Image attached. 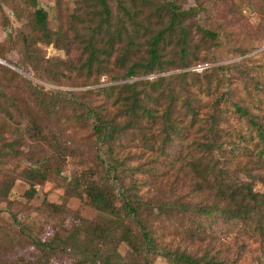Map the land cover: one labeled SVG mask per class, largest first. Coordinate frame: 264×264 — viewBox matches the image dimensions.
<instances>
[{
  "label": "rangeland",
  "instance_id": "rangeland-1",
  "mask_svg": "<svg viewBox=\"0 0 264 264\" xmlns=\"http://www.w3.org/2000/svg\"><path fill=\"white\" fill-rule=\"evenodd\" d=\"M169 1L173 0H108L113 12L110 31L116 42L111 48L110 31L99 25L97 42L106 50L99 52L89 70L86 35L96 22L89 18L90 28H84L76 13L91 2L0 0V150L10 149L7 142L22 133L34 131L35 122L47 138L36 140L28 133L24 144L27 152L41 156L46 178L30 176L31 160L26 157L7 154L0 162V264H73L83 256L81 251L97 247L93 227L104 216L86 193L81 197L76 191L101 175L111 176L113 182L115 177L100 165L102 152L92 118L77 116L88 105L106 101L98 87L161 76L167 77L163 83L167 90L180 89L182 97L196 99L201 117L190 128V115L182 108L181 121L188 127L171 140L165 139V120H160L153 149L138 142L128 146L127 137L119 155L130 157L128 169L114 172L125 186L132 185L142 198L154 202L153 209L142 210L160 250L147 251L133 220L126 227L110 228L101 255L112 256L119 264H147V257L156 264H188L178 256L181 253L213 264H264V206L239 217L224 213L217 208L223 207L216 183L220 169L211 173L201 169L205 162H216L217 168L232 169L233 178L254 179V188L264 192V181L259 180L260 175L264 179V141L233 105L238 101L264 123V0H174L182 9H192L185 19L187 54L182 53L180 26L162 41L156 65L163 69L147 73L141 67L129 77V65L150 57L151 35L170 19ZM123 3L135 12V20L129 19ZM41 6L48 11L54 41L35 20ZM183 60L191 64L182 66ZM185 71L188 81L198 85L191 91L183 88ZM208 78H214L211 90L206 86ZM37 91L47 93L43 98L51 113L41 105ZM60 98L66 102L59 104ZM209 141L211 150L205 146ZM56 142L60 151L67 150L64 158L57 153ZM247 170L254 176H248ZM117 181L120 186L122 181ZM202 206L214 211L198 210ZM75 231L78 235L73 238ZM128 235L131 242L125 238ZM39 240L51 241L55 249L38 245Z\"/></svg>",
  "mask_w": 264,
  "mask_h": 264
},
{
  "label": "trees",
  "instance_id": "trees-1",
  "mask_svg": "<svg viewBox=\"0 0 264 264\" xmlns=\"http://www.w3.org/2000/svg\"><path fill=\"white\" fill-rule=\"evenodd\" d=\"M86 1L88 3L91 2L92 5L81 6L77 10L76 15L81 22L85 24L84 28H90L91 24L88 22L89 18L90 21L94 20V22H96L86 35L87 43L85 45L90 51V55L86 59L87 66L89 67V70H92L99 57V52L106 50L104 46H100L97 42V35L99 33L98 27L106 25V28L110 31L113 12L108 0ZM98 3L102 5L101 8L98 7ZM168 5V9L171 13L170 19L164 27L151 35L150 57L146 61H134L129 65L127 68V75L129 77L137 75L141 67H145L147 73L163 69L160 67L158 69V66L156 65L160 61L161 49H163L164 45L162 41L166 38L169 31H173L180 26L181 31L184 33L181 40V43H184L182 53L187 54L189 31H187L185 19L188 17L192 9L184 10L182 9L183 7L178 5L174 0L169 1ZM123 7L129 19L135 20L137 17L135 12L128 8L124 3ZM47 18V9L42 6L38 7L35 11V20L38 26L50 37V40L54 41L51 37L50 29L48 28ZM202 29H204L206 34L216 36V33L213 30L209 28ZM115 42L116 39L114 34L110 31L108 44L111 48L114 47ZM131 42H133V39H131ZM99 64H101V62H99ZM189 64H191V62L187 60H183L182 62V66H187ZM202 70L204 71L206 68H203ZM97 73L101 74L102 71L98 70ZM182 77L185 81L183 87L185 91H191L194 86H198L196 82L188 81V71L183 72ZM166 78L167 77L161 76L158 79H139L98 87V91H103L106 94V101L95 106L88 105L86 110H83V112L77 116L81 120L92 118L93 134L95 135L96 142L99 144L98 150H101L102 152L101 155H99L101 162L100 165H102V169H106L110 175L115 177V181H112L111 176L104 177L101 175L99 179L94 178L86 183L83 191H76L81 197H84V193H86L90 198L89 202L95 206L104 217L101 224L93 227L94 241H96L97 247H94L93 250L88 249L81 251L83 256L73 264H119V262L111 260L112 256L101 255V243L107 241L112 226H125L124 224L133 220L137 222L141 229L143 242L147 251L155 252L160 250L159 245L155 241L156 238L152 234V230L148 226L146 219L143 217L142 210L144 207H152L153 209L155 207V205H153L154 202L142 198L132 185L125 186L121 175L119 173L116 175L114 172L122 168L128 169L126 163L130 160V157L122 159L119 155L120 147L124 144L127 137L130 136V138L127 139L128 146H130V143L138 142L140 146L143 145L142 147L146 149H153L155 148L157 137L159 136V134L155 133L154 129L157 127L160 120H165V127L163 128L165 139L171 140L174 136L180 134L182 129L185 130L188 127L186 123L181 121L183 120V117L180 114L182 108H185L184 114L186 116L190 115L188 122L190 128L195 125L201 117L200 105L197 104L195 101L196 99L190 95L182 97L183 90L180 89L176 91L173 87H169L167 90V88L163 86ZM213 80L214 78L212 80L211 78H208L206 83V86L208 88L210 87V90L213 88ZM215 88L217 90V87ZM45 95H47L45 92H36V96L41 98V105L51 113L52 109H48V104L43 98ZM62 102H66V100L60 98L58 103L60 104ZM164 104L165 107L162 111L161 106ZM0 105V108L2 109L3 104L1 102ZM13 105L16 109L20 106L16 100H13ZM233 105L235 112L248 117L251 121V125L257 131V134L264 141V123L257 119L248 107L241 105L238 101H233ZM11 117H13L12 113ZM215 119H217L216 116L212 117L213 123L210 125L212 129ZM34 126L35 130L28 132L29 136L36 140L41 139V137L47 139L42 128L39 126V123L35 122ZM28 133H22L17 139H12L7 142L10 149L0 150V162H2L7 154H13L16 157H26L31 160V165L29 166L30 176L46 178L47 173L45 170H42V164L44 162H41V156H36V154L33 155L24 149V144H26L25 134ZM53 145L62 158L67 156L68 152L66 149L63 148V151L59 150L60 143L56 142ZM205 146L209 150L213 149V145L210 141L205 143ZM199 165L201 166V164ZM201 169L207 173L220 169L217 172L216 183L218 187V195L221 198L220 202H223V207L217 206V208L224 213L230 214L231 217H239L249 214L258 206H264V192L254 188V179L248 181L241 178L240 175L233 178L232 169L229 167L217 168L216 162H205L201 166ZM246 172L248 176H254L250 170H247ZM117 179L122 181L120 186ZM259 180L264 181L262 175H260ZM117 200H121L122 204L118 205ZM198 210L212 213L214 208L202 206L199 207ZM104 221H108L109 224L105 225ZM77 235V231L72 234L73 238H76ZM125 238L131 242L129 235L125 236ZM37 243L38 245H46L52 250L55 249L54 245L49 240H39ZM161 250L162 252L169 254V251L165 248H162ZM178 256L181 259H184L188 264H213V261L210 259L201 261L200 259L186 253H181ZM148 258L149 257H147L146 261L147 264H156ZM216 264L227 263L225 261H219Z\"/></svg>",
  "mask_w": 264,
  "mask_h": 264
}]
</instances>
